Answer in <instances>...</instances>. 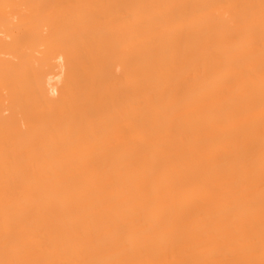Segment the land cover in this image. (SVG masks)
Listing matches in <instances>:
<instances>
[{"label": "bare ground", "instance_id": "6f19581e", "mask_svg": "<svg viewBox=\"0 0 264 264\" xmlns=\"http://www.w3.org/2000/svg\"><path fill=\"white\" fill-rule=\"evenodd\" d=\"M0 264H264V0H0Z\"/></svg>", "mask_w": 264, "mask_h": 264}]
</instances>
